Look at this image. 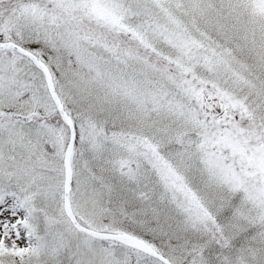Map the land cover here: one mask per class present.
I'll list each match as a JSON object with an SVG mask.
<instances>
[{
	"label": "snow or ice",
	"instance_id": "snow-or-ice-1",
	"mask_svg": "<svg viewBox=\"0 0 264 264\" xmlns=\"http://www.w3.org/2000/svg\"><path fill=\"white\" fill-rule=\"evenodd\" d=\"M0 264H264V0H0Z\"/></svg>",
	"mask_w": 264,
	"mask_h": 264
}]
</instances>
